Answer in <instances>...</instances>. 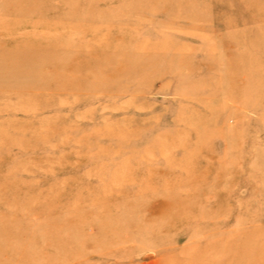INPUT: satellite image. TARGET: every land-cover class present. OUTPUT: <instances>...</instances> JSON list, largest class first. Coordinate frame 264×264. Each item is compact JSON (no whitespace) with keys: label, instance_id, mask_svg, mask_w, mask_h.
<instances>
[{"label":"rangeland","instance_id":"1","mask_svg":"<svg viewBox=\"0 0 264 264\" xmlns=\"http://www.w3.org/2000/svg\"><path fill=\"white\" fill-rule=\"evenodd\" d=\"M0 264H264V0H0Z\"/></svg>","mask_w":264,"mask_h":264},{"label":"bare ground","instance_id":"2","mask_svg":"<svg viewBox=\"0 0 264 264\" xmlns=\"http://www.w3.org/2000/svg\"><path fill=\"white\" fill-rule=\"evenodd\" d=\"M124 214V213H123ZM121 216H123V215H121ZM167 226V225H166ZM114 227H116V226H114ZM112 228V227H111Z\"/></svg>","mask_w":264,"mask_h":264}]
</instances>
